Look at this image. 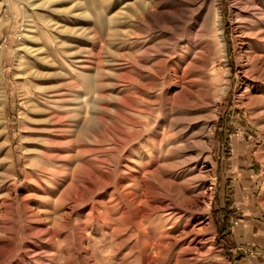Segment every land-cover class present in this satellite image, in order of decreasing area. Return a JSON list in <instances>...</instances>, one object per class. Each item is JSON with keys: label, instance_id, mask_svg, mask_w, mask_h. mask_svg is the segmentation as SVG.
I'll use <instances>...</instances> for the list:
<instances>
[{"label": "rangeland", "instance_id": "obj_1", "mask_svg": "<svg viewBox=\"0 0 264 264\" xmlns=\"http://www.w3.org/2000/svg\"><path fill=\"white\" fill-rule=\"evenodd\" d=\"M3 1L0 264H264V75L251 77L253 103L237 98L243 75L229 0L220 1L231 81L210 165L196 149L167 150L199 138L191 136L203 131L196 118L205 108L169 127L154 104L161 79L145 90L128 80L148 82L139 65L158 57H141L155 34L122 16L129 0ZM19 56L38 73L33 94L14 73ZM163 180L190 203L162 191Z\"/></svg>", "mask_w": 264, "mask_h": 264}, {"label": "bare ground", "instance_id": "obj_2", "mask_svg": "<svg viewBox=\"0 0 264 264\" xmlns=\"http://www.w3.org/2000/svg\"><path fill=\"white\" fill-rule=\"evenodd\" d=\"M22 1H24V4H30L31 2V0ZM101 1L107 3V0ZM229 2L235 23L233 38L236 41L238 52L237 62L241 66V73L243 75L241 80L243 83L242 88L244 89L239 93L237 98L240 100L246 97L249 103H253L257 97L250 92V80L255 78V74L259 78L264 75V0H229ZM44 3L49 2L46 1ZM123 5L125 12L122 13V16L127 22H130L131 26L134 25V29L135 24H138L141 26L144 34H155L152 38L153 40H151L152 43L143 49L141 57L143 54L150 53L158 55L156 61H152V64L139 65V67L144 68L148 72L150 76L148 82L139 84V80L130 76L128 80L136 85L137 88L145 90L151 89L157 80L161 79L164 85L156 97L154 104L158 105L159 110L162 109L164 115L162 120L167 121L169 127H172L176 121L188 123L192 119L189 115V110L192 107L205 108L206 112L196 118L201 119L205 127L203 131L199 130L198 134L191 136L192 138L199 135V138H194V141L191 140V142L188 139L185 144L180 146L170 144L167 150L173 152V150L183 151L193 148L199 151L201 155H204L206 164H209V152L212 146V132L215 126V118L220 109V102L226 95L231 81V71L226 59L227 49L222 23L221 1L129 0L127 4ZM7 15L8 5L2 0L0 1V16L5 18ZM4 21H10V18H5ZM30 23L29 15L26 12L23 23L25 30L21 33L22 37L26 40L32 37V33L29 31L31 28L29 26ZM114 27L116 26L114 25ZM134 29L130 30L131 35H136ZM26 47H29L28 44H26ZM217 57H220V59L218 60ZM132 59L136 65L138 60ZM223 64L224 66H222ZM217 66H219L218 68L222 72L216 70ZM14 73L25 81L31 94L38 91L39 88L33 83V78L36 77L37 71L33 67L28 66L20 56L16 58ZM210 74L215 75L213 77L216 81H219L214 92L208 90L210 85L208 75ZM20 91L22 92V90ZM30 97H23L22 101L31 111L33 100L31 101ZM34 107L37 106L34 105ZM85 107L87 108V105ZM80 115H82L81 112ZM158 119L159 117L154 119V121L157 123ZM85 124L87 122H84L82 127ZM80 125H82V122ZM150 175L153 174L151 173ZM211 181L213 184V178ZM174 184L164 180L157 183L165 193L172 194L174 192V197L180 198L181 205L190 203V199L181 196ZM133 203H136L135 200Z\"/></svg>", "mask_w": 264, "mask_h": 264}]
</instances>
